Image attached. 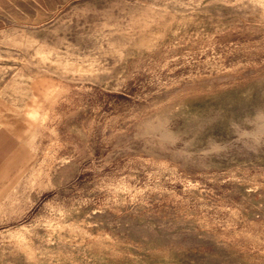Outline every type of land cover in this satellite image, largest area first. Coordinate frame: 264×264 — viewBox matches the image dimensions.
<instances>
[{
  "label": "rangeland",
  "instance_id": "374dc122",
  "mask_svg": "<svg viewBox=\"0 0 264 264\" xmlns=\"http://www.w3.org/2000/svg\"><path fill=\"white\" fill-rule=\"evenodd\" d=\"M0 100V264H264V0H0Z\"/></svg>",
  "mask_w": 264,
  "mask_h": 264
},
{
  "label": "crops",
  "instance_id": "0c3cea01",
  "mask_svg": "<svg viewBox=\"0 0 264 264\" xmlns=\"http://www.w3.org/2000/svg\"><path fill=\"white\" fill-rule=\"evenodd\" d=\"M3 113L4 104L0 100V186L8 181L22 161V151L14 147L13 134L2 122Z\"/></svg>",
  "mask_w": 264,
  "mask_h": 264
}]
</instances>
